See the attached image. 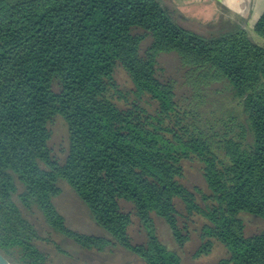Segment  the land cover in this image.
<instances>
[{"label": "trees", "instance_id": "1", "mask_svg": "<svg viewBox=\"0 0 264 264\" xmlns=\"http://www.w3.org/2000/svg\"><path fill=\"white\" fill-rule=\"evenodd\" d=\"M253 31L264 41V13ZM171 53L195 91L225 82L244 121L204 129L176 81L161 75L159 57ZM58 116L69 131L62 161L49 145ZM185 162L206 188L183 183ZM63 181L105 236L68 227L55 204ZM33 208L86 250L120 247L146 264H181L160 241L157 216L181 248L199 227L196 256L218 245L226 255L216 264H264V44L236 23L193 31L161 0H0V251L14 264H49L40 246L49 239L25 214ZM134 215L148 230L144 243L129 232ZM245 215L262 228L248 231Z\"/></svg>", "mask_w": 264, "mask_h": 264}, {"label": "rangeland", "instance_id": "2", "mask_svg": "<svg viewBox=\"0 0 264 264\" xmlns=\"http://www.w3.org/2000/svg\"><path fill=\"white\" fill-rule=\"evenodd\" d=\"M187 27H192L193 31L206 34L195 23H184ZM140 32V31H138ZM256 40L264 44V41L255 35ZM151 37H147L141 46V53L150 45ZM159 66L162 67L161 75L165 79L172 78L177 84L178 97L184 100L187 108L196 109L203 119L201 126L209 130L210 126L216 125L217 128H224L221 120H228L230 116H235L236 122L244 121L242 106L238 99L233 96L232 90L225 82L215 81L208 85H202L195 91L188 83L186 68L182 66L176 53L162 54L159 57ZM117 80L127 87L130 80L126 73L120 68L117 72ZM54 90L60 91L61 84L58 80L54 81ZM51 139L49 145L53 156L59 160H64L69 148V131L64 119L56 117L50 124ZM239 131L238 126L235 127ZM185 177L183 183L189 188L200 186L206 188L205 181L199 167L192 162H185ZM62 193L55 199V204L61 214L65 217L69 228L90 235H102L106 233L94 220L88 207L81 201L74 189L65 181L61 184ZM201 199V197H199ZM122 210L134 212L133 204L124 199L120 200ZM25 214L36 224L40 234L48 238L41 241V248L47 253L49 264H146L140 257L120 247H111L106 251L86 250L78 246L73 240L62 234L54 232L46 224L42 214L36 208L33 211L25 210ZM248 231L256 232L262 228V220L253 216L245 215ZM154 224L160 241L172 251L177 252L181 257V264H216L226 255V250L218 245L207 255L196 256V252L202 245L198 232L199 227L193 226L191 240L181 248L172 235V232L164 219L154 216ZM196 229V231H195ZM129 232L135 243H144L148 230L134 215L133 223Z\"/></svg>", "mask_w": 264, "mask_h": 264}, {"label": "crops", "instance_id": "3", "mask_svg": "<svg viewBox=\"0 0 264 264\" xmlns=\"http://www.w3.org/2000/svg\"><path fill=\"white\" fill-rule=\"evenodd\" d=\"M186 28L184 23H195L209 32L211 25L236 23L242 25L257 42L254 24L264 13V0H161ZM198 32V31H197ZM260 43V42H259Z\"/></svg>", "mask_w": 264, "mask_h": 264}, {"label": "water", "instance_id": "4", "mask_svg": "<svg viewBox=\"0 0 264 264\" xmlns=\"http://www.w3.org/2000/svg\"><path fill=\"white\" fill-rule=\"evenodd\" d=\"M0 264H14V263L0 251Z\"/></svg>", "mask_w": 264, "mask_h": 264}]
</instances>
